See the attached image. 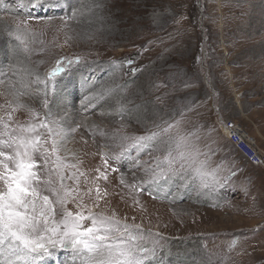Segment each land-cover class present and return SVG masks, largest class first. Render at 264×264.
Masks as SVG:
<instances>
[{"label":"rangeland","instance_id":"obj_1","mask_svg":"<svg viewBox=\"0 0 264 264\" xmlns=\"http://www.w3.org/2000/svg\"><path fill=\"white\" fill-rule=\"evenodd\" d=\"M57 61L63 71L46 89L35 76L44 81ZM18 103L71 124L60 155L93 175L131 143L122 137L173 124L217 182L177 176L137 187L166 154L157 144L139 167L135 150L108 161L117 171L99 181L107 196L95 210L151 233L148 264H264V168L217 122L236 120L264 153V0H0V117L27 120Z\"/></svg>","mask_w":264,"mask_h":264},{"label":"snow or ice","instance_id":"obj_2","mask_svg":"<svg viewBox=\"0 0 264 264\" xmlns=\"http://www.w3.org/2000/svg\"><path fill=\"white\" fill-rule=\"evenodd\" d=\"M9 34L27 51L20 35ZM62 71V62L57 61L44 81L38 74L35 81L47 89ZM43 107L49 108L47 91ZM17 108L27 110V120L13 121L11 113L6 120L0 117V264H48L62 252L70 254L67 264H148L147 257L156 249L155 241L151 248L144 246L151 233L119 219L115 212L95 210L107 196L99 181L108 179V169L117 171L108 161L127 159L132 150L137 153V167L139 155L157 144H163L166 153L163 159L156 158L154 167L144 169L150 176L137 187L159 185L177 176L203 187L217 182L216 170L208 169V160L200 159L202 153L189 137L171 134V123L164 122L163 128L156 125V130L143 135L122 137L131 143L121 145L118 154H105L104 170L97 167L93 175V170L82 169L83 161L70 164L60 155L67 151V133L51 109L39 117L24 104L18 103Z\"/></svg>","mask_w":264,"mask_h":264},{"label":"built area","instance_id":"obj_3","mask_svg":"<svg viewBox=\"0 0 264 264\" xmlns=\"http://www.w3.org/2000/svg\"><path fill=\"white\" fill-rule=\"evenodd\" d=\"M217 122L228 134L230 143L240 147L241 156L248 162H253L254 166L264 168V155H261L258 148L249 142L247 135L241 129L231 124L230 118L221 115L217 117Z\"/></svg>","mask_w":264,"mask_h":264},{"label":"bare ground","instance_id":"obj_4","mask_svg":"<svg viewBox=\"0 0 264 264\" xmlns=\"http://www.w3.org/2000/svg\"><path fill=\"white\" fill-rule=\"evenodd\" d=\"M240 2V1H239ZM256 2V1H255ZM243 12V11H242ZM76 80V79H75ZM80 81V83H84V81H85V79H83L82 77H81V79L79 80ZM85 86V85H84ZM93 94V93H92ZM97 94V93H96ZM99 96H101L102 94H98ZM91 96V95H90ZM97 96V95H96ZM84 103H85V101H84ZM87 104V103H86ZM91 107V106H90ZM231 120V124H234L235 126H237L239 129H241L243 132H244V134H246L247 135V139L249 140V142L252 144V145H254L255 147H257L258 148V150L260 151V153H261V155H264V153L262 152V150H261V148L259 147V145H257V143L251 138V136L249 135V132L248 131H246L244 128H243V126L239 123V122H237L236 120H233V119H230ZM70 125L71 124H66L65 123V126H64V128H67V127H70ZM85 125H88V124H85ZM219 126L221 127V129H222V131L224 132V134L229 138V136H228V134L227 133H225V131H224V129H223V127L219 124ZM236 147H237V149L239 150V152H240V147L239 146H237L236 145ZM264 151V150H263ZM252 165H253V162H250ZM127 177V176H126Z\"/></svg>","mask_w":264,"mask_h":264}]
</instances>
